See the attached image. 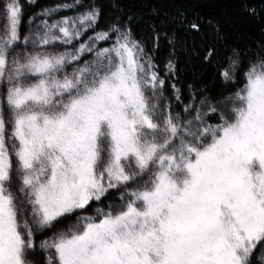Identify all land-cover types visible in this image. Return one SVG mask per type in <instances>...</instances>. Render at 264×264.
Here are the masks:
<instances>
[{
	"label": "snow or ice",
	"instance_id": "1",
	"mask_svg": "<svg viewBox=\"0 0 264 264\" xmlns=\"http://www.w3.org/2000/svg\"><path fill=\"white\" fill-rule=\"evenodd\" d=\"M36 5L0 0V264H264V39L225 63L195 10L152 7L149 50L116 5ZM178 48L219 87L170 82Z\"/></svg>",
	"mask_w": 264,
	"mask_h": 264
},
{
	"label": "trees",
	"instance_id": "2",
	"mask_svg": "<svg viewBox=\"0 0 264 264\" xmlns=\"http://www.w3.org/2000/svg\"><path fill=\"white\" fill-rule=\"evenodd\" d=\"M73 0H37L35 7L26 6V16L38 10L40 7H52L56 4L72 3ZM90 2V0H85ZM103 6L106 16L114 13L113 5L123 10L122 14L132 15L133 22L131 24L133 34L136 39L141 40L146 49L153 48L152 30L153 23L159 25V18L151 15V8L156 7L162 12L169 15H175L177 8L182 11H188L190 14L193 10L199 12L202 16L212 18L219 21L222 31L225 34L224 44L221 45V58L226 63L227 57L231 55V48L238 47L241 50L246 48H254L255 42L264 39V0H96ZM245 6L255 8L256 16L248 15L244 11ZM71 10L61 12L60 15H72ZM173 25L168 24L167 29L171 30ZM23 31V28H22ZM178 37L187 41L190 48L192 41L183 31L176 29ZM91 35V33H89ZM199 44V38H197ZM101 46H107L101 44ZM172 51L167 40L161 36L159 48L154 53L155 63L159 66L161 76H164L165 65ZM175 59L178 65L176 78L170 82L177 83V87L181 88L185 96L187 95V86L189 84H201L212 87L215 83L219 87V80L213 81V69L201 63L198 54H192L185 49H177ZM108 201L105 200L104 204ZM104 204L99 205L103 207ZM97 205L93 204V207Z\"/></svg>",
	"mask_w": 264,
	"mask_h": 264
}]
</instances>
